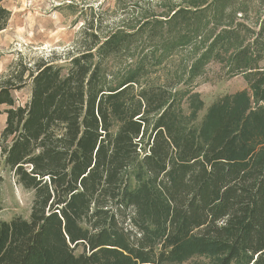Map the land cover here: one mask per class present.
I'll return each instance as SVG.
<instances>
[{"label": "trees", "instance_id": "16d2710c", "mask_svg": "<svg viewBox=\"0 0 264 264\" xmlns=\"http://www.w3.org/2000/svg\"><path fill=\"white\" fill-rule=\"evenodd\" d=\"M157 1L0 78V169L31 195L0 220V264H264V0L256 33L252 0ZM213 61L247 85L197 120L186 87Z\"/></svg>", "mask_w": 264, "mask_h": 264}, {"label": "rangeland", "instance_id": "374dc122", "mask_svg": "<svg viewBox=\"0 0 264 264\" xmlns=\"http://www.w3.org/2000/svg\"><path fill=\"white\" fill-rule=\"evenodd\" d=\"M2 4L11 15L6 27L0 30V78L17 70L20 64L32 67L33 62L41 58L53 56L62 63L89 43L91 38L84 34L87 28L102 39L117 25L132 22L141 9L160 7L157 0H4ZM247 7L246 16L241 18L238 14L237 19L256 33L261 15L255 12L257 6L253 0ZM260 64L264 67V61ZM246 85L243 75L228 74L224 63H209L186 87L203 102L197 120L215 99L243 90ZM29 90L27 81L25 86L12 91L17 105L28 100ZM183 109L187 110L185 104ZM5 118L6 113H0V133ZM30 199L31 195L15 184L12 175L0 169V220L27 217ZM210 263L207 257H192L181 264Z\"/></svg>", "mask_w": 264, "mask_h": 264}]
</instances>
